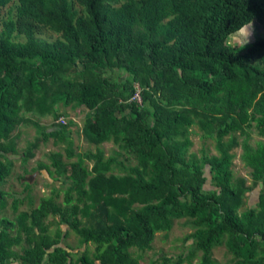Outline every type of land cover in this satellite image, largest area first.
Segmentation results:
<instances>
[{
  "label": "trees",
  "instance_id": "obj_1",
  "mask_svg": "<svg viewBox=\"0 0 264 264\" xmlns=\"http://www.w3.org/2000/svg\"><path fill=\"white\" fill-rule=\"evenodd\" d=\"M5 8L0 264H143L156 234L178 220L192 228L191 244L149 264H218V247L230 264H264V139L253 140L264 137V37L243 52L228 43L264 25V0H0ZM63 107L88 112L82 130L59 124ZM29 125L35 137L20 147ZM195 128L217 154L191 151ZM52 139L63 150L28 169ZM237 148L249 183L234 174ZM14 156L23 197L5 190ZM43 170L51 194L34 204L23 178ZM71 232L77 248L66 243Z\"/></svg>",
  "mask_w": 264,
  "mask_h": 264
},
{
  "label": "rangeland",
  "instance_id": "obj_2",
  "mask_svg": "<svg viewBox=\"0 0 264 264\" xmlns=\"http://www.w3.org/2000/svg\"><path fill=\"white\" fill-rule=\"evenodd\" d=\"M6 16H8V8L0 9V31H1V20H3ZM42 37L47 38L49 41H53L57 36L52 33H45ZM258 37H264V25H260L256 22L249 24L244 27L241 31L232 34L228 43L237 48V51L243 52L245 47L254 42V40ZM46 120V121H44ZM44 125H51L54 123L52 118H45L39 121ZM196 129V133L192 135V140H194V145L191 146V151L199 152L202 148H204L210 154H217V150L215 147V142L211 139L204 138V132ZM35 137V129L33 126H26L21 129V135L19 137V146L24 147L26 143L30 140H33ZM255 139H264L253 133V140ZM80 145V144H79ZM82 149L88 147L86 142L80 145ZM105 150L108 153H112V146H115L113 142L110 144H106ZM116 147V146H115ZM63 145H57L54 143V140H50L46 142V144H42L37 151V155L34 159H31L27 168L30 169L33 166H36L38 161L50 162L48 154L52 151L63 150ZM242 149L237 148L235 150V158L233 160V170L235 176L244 177L247 182H250V169L245 166L244 162L241 159ZM14 168L11 177L7 181V185L5 186V190L13 195H18L23 197L25 193L23 192L24 186L20 182L18 176L19 174H23V166L21 165L20 159L18 156H14ZM23 179L30 181L32 186V195L34 204L39 201V199L43 196H48L51 194L52 189V181L49 177L47 171L43 170L30 172L25 175ZM22 179V182L24 180ZM258 200V190H253L247 197L246 203L248 205H253ZM8 208L6 210V216L9 218L13 217V212L11 209L12 199H8ZM22 210H28L29 205L25 203L22 207ZM64 232L68 231V227H62ZM192 232V228L185 223V220L175 221L172 230L169 233H157L156 239L153 244V249L145 253L143 264H149V261L159 257L161 254L176 256L182 253V251H186L191 241H185L184 239L188 234ZM66 243L71 245L73 248L78 247V242L75 238L74 233H70L69 238L66 240ZM93 247V245H92ZM231 255L226 251L225 247H218L214 250V259L218 262V264H230Z\"/></svg>",
  "mask_w": 264,
  "mask_h": 264
},
{
  "label": "crops",
  "instance_id": "obj_3",
  "mask_svg": "<svg viewBox=\"0 0 264 264\" xmlns=\"http://www.w3.org/2000/svg\"><path fill=\"white\" fill-rule=\"evenodd\" d=\"M62 113L65 114V119H67L69 122L72 121L76 125V128L79 129V131L82 130L84 121L86 119V114L88 113L87 111H84L82 108H72L71 107V108L66 109L63 107ZM76 135H79V134L77 133ZM77 140H78V137H77ZM110 143L111 141L104 143L103 148L105 149V147H107L106 144H110ZM79 144L81 145L84 144L83 135L80 136ZM111 148L113 151L115 149V146H112ZM107 155H110V153L107 152ZM93 249H94V246L92 247V244H90V250L93 251Z\"/></svg>",
  "mask_w": 264,
  "mask_h": 264
},
{
  "label": "built area",
  "instance_id": "obj_4",
  "mask_svg": "<svg viewBox=\"0 0 264 264\" xmlns=\"http://www.w3.org/2000/svg\"><path fill=\"white\" fill-rule=\"evenodd\" d=\"M137 101V102H139V103H141V99H140V97H139V94L135 97V99L133 100V101ZM59 124H63V125H67L68 124V121L66 120V119H61L60 121H59Z\"/></svg>",
  "mask_w": 264,
  "mask_h": 264
},
{
  "label": "water",
  "instance_id": "obj_5",
  "mask_svg": "<svg viewBox=\"0 0 264 264\" xmlns=\"http://www.w3.org/2000/svg\"><path fill=\"white\" fill-rule=\"evenodd\" d=\"M261 186L263 187V183H261Z\"/></svg>",
  "mask_w": 264,
  "mask_h": 264
}]
</instances>
